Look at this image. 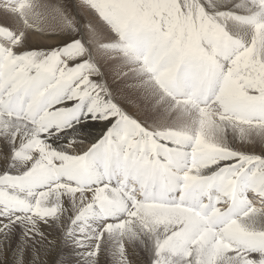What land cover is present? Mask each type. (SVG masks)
<instances>
[{"label":"snow or ice","instance_id":"1","mask_svg":"<svg viewBox=\"0 0 264 264\" xmlns=\"http://www.w3.org/2000/svg\"><path fill=\"white\" fill-rule=\"evenodd\" d=\"M82 2L37 48L39 5L0 0V264H264V0Z\"/></svg>","mask_w":264,"mask_h":264},{"label":"bare ground","instance_id":"2","mask_svg":"<svg viewBox=\"0 0 264 264\" xmlns=\"http://www.w3.org/2000/svg\"><path fill=\"white\" fill-rule=\"evenodd\" d=\"M50 1L51 0H46L42 4H50L52 2V1L51 2ZM61 1H64V0H61ZM60 4L63 7L66 6V4L64 5L61 2H60ZM82 9H83L82 12L87 16L86 17L87 20H91V19H93L95 21L97 20L95 13L92 10H90V8H88L86 5H84V8L82 7ZM81 15H82V13H81ZM11 16H13V14H6V13H4L3 10H0V17L5 18V19H11ZM15 16L19 17L18 15H15ZM83 17L84 16H82V18ZM6 22H13V21H6ZM98 22L100 23V21H98ZM28 35L32 37V38L30 37L31 40H35V41L38 40V38L40 37L37 32H33V30L30 28H29ZM86 38H87V36H86ZM109 39H111V34L106 33L105 41L109 40ZM30 44L35 45L32 42H30ZM93 51H94V56H95V58L99 64L102 62H105V63L107 62L110 66V67H107L104 69L105 79H106L109 87L113 90V92L116 95L122 97L123 102H125L126 107L131 114H134V115L137 114L138 107H136L134 105L127 104L128 100H135L140 107L145 106L144 102L141 100L143 93L137 87V85H138L137 78L132 74V72L129 71V69L127 67H124V66L118 64L114 59L111 58V56L109 54L104 53V52L96 49L95 46H93ZM108 57H109V59H107ZM227 136H228L229 142H234L237 145L240 144L238 134L233 133L231 129L228 130ZM256 138H258V137H255V136L253 137V143L245 144V147L243 150H246L249 152H255V154H262V151H264V141H259ZM263 140H264V138H263ZM57 245L60 246V248L62 247V245L60 244L59 241L57 242ZM58 249H59V247H58ZM7 259H9V260L12 259L10 254L7 257Z\"/></svg>","mask_w":264,"mask_h":264},{"label":"rangeland","instance_id":"3","mask_svg":"<svg viewBox=\"0 0 264 264\" xmlns=\"http://www.w3.org/2000/svg\"><path fill=\"white\" fill-rule=\"evenodd\" d=\"M45 1L46 0H30V2L39 5L38 11L42 14L41 18L34 23V26L32 28H30L33 30V32H37L39 34L40 37L38 38V40H31L32 37L28 35L29 29H26V34L29 38V42L35 44L32 46H35L37 48H51L59 45L60 42L62 43L64 40L67 39L68 28L66 26L63 15L64 7L60 4V2L64 5L66 4L68 10L76 17V19L81 23V25H83L84 20H87V16L82 12V7L84 8L82 0H64L65 2L61 0H51L52 2L50 1V4H42ZM82 16L84 17L82 18ZM96 19L98 20V17ZM97 20L95 21L91 19L90 21H92L95 25L99 23V20ZM0 25L8 26L13 29H24L22 19L20 17H16L15 15L11 16V19H5L0 17ZM85 39H87L86 36ZM107 59H109V57ZM99 65L102 67L103 70L107 67H110L107 62H102ZM256 139L259 141H264L263 138L260 137ZM58 247L60 248V246L57 245V248ZM11 260L12 259H7V264H11Z\"/></svg>","mask_w":264,"mask_h":264}]
</instances>
